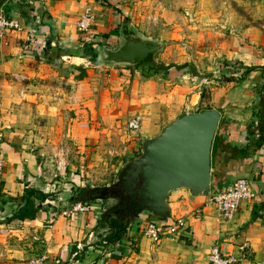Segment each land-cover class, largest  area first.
<instances>
[{"label": "crops", "instance_id": "crops-1", "mask_svg": "<svg viewBox=\"0 0 264 264\" xmlns=\"http://www.w3.org/2000/svg\"><path fill=\"white\" fill-rule=\"evenodd\" d=\"M0 7L22 26L20 31L0 35L4 159L0 264H28L39 256L44 257L42 264H208L213 246L234 257V264H264V141L255 145L264 92L252 90L256 83L250 82L249 73L217 81L212 72L202 76L197 63L175 66L148 60L134 66H110L94 62L92 49L118 44L120 28L128 23L124 16L131 20L129 25L141 30L119 0H0ZM86 8L93 15L92 27L80 32L77 21ZM248 42L223 37L219 52L232 63L264 65L263 57H257ZM85 44L92 47L86 55ZM212 108L221 118L211 146V191L244 176L250 179L254 196L240 203L231 220H222L206 196H191L184 189L171 192L169 218L184 216L187 226L159 241L141 235V224L149 218L146 214L115 243H106L102 235L106 228L97 226L103 202H90L86 212L64 214L73 190L89 182L82 180L72 191L61 190L64 183L51 178L44 161L33 153L46 122L64 125L65 135L87 149L95 144L93 149H99L111 135L118 136L123 141L120 146L104 147L120 155L139 152L142 137L156 134L179 114ZM135 115L140 116V128L131 133L127 122ZM60 169L62 182L79 176ZM27 187L44 194L55 192L41 204L37 201L33 219H11L23 205L20 197ZM196 211L198 217L191 215Z\"/></svg>", "mask_w": 264, "mask_h": 264}, {"label": "rangeland", "instance_id": "rangeland-1", "mask_svg": "<svg viewBox=\"0 0 264 264\" xmlns=\"http://www.w3.org/2000/svg\"><path fill=\"white\" fill-rule=\"evenodd\" d=\"M119 2L130 9L133 22H139V31L143 35L160 38L165 42L163 50L153 54L150 60H157L159 63L164 61L175 66L176 63H197L202 68V76L212 72V75L217 76V81H222L221 78L240 79L245 73H249L250 82L256 83L252 90L256 93L264 92V65L245 66L240 61L232 63L219 52L220 40L232 35L249 41L248 44L254 48L256 56L264 59V0ZM130 21L129 19L128 23ZM39 129L35 130L40 132ZM42 129L39 134L42 141L35 143L33 153L37 160L44 161L46 170L52 174L51 178L60 181L59 184L64 183V186H60L61 190L64 188L72 191V187L79 186L82 180L93 185L109 184L123 163L139 153L132 151L115 155L104 147L120 146L123 141L118 136L111 135L99 149H93L96 144L87 149L88 146L79 147L73 138L65 135L64 125L46 122ZM127 135L128 138L132 137L128 131ZM59 169L62 173L76 172L79 176L75 180L65 177L68 179L62 182L58 175ZM48 182L52 184L54 181ZM59 184L56 182V185ZM76 190L77 188L73 192ZM52 192L55 191L47 193L48 199L53 197Z\"/></svg>", "mask_w": 264, "mask_h": 264}, {"label": "water", "instance_id": "water-1", "mask_svg": "<svg viewBox=\"0 0 264 264\" xmlns=\"http://www.w3.org/2000/svg\"><path fill=\"white\" fill-rule=\"evenodd\" d=\"M164 45L162 39L143 35L124 23L118 44L98 46L92 49L90 58L103 65L134 66L148 55L161 52ZM220 118V112L212 108L184 112L167 121L156 134L142 137L139 153L123 163L111 183L88 184L91 191L101 190V194L87 201L76 200L73 192L65 201V210L78 201L113 200L122 206L123 198L130 197L129 207L133 211L126 227L129 229L141 214L156 220L168 219L171 192L184 189L191 196H208L211 146ZM107 190L110 195L105 196Z\"/></svg>", "mask_w": 264, "mask_h": 264}, {"label": "built area", "instance_id": "built-area-1", "mask_svg": "<svg viewBox=\"0 0 264 264\" xmlns=\"http://www.w3.org/2000/svg\"><path fill=\"white\" fill-rule=\"evenodd\" d=\"M93 15L89 8H86L81 17L77 21V30L80 32H88L92 27ZM14 29L20 31L22 26L16 19L6 15L4 9L0 7V35L7 30ZM51 46H56L54 41L50 42ZM128 130L136 132L140 128V116L135 115L127 122ZM259 137V131L255 132ZM3 133L0 130V147L2 144ZM4 159L0 148V182L3 176ZM254 194L251 190L250 179L248 177H236L231 183L222 189L211 191L207 198V203L214 206L218 216L222 220H231L238 210L240 203L244 200L253 198ZM90 209V203L78 201L75 202L70 210H64L66 215H76L80 212H86ZM191 215L198 217L199 212H192ZM187 226V220L184 216L176 218H168L156 220L147 218L141 224V235L152 241H159L162 237L174 236L184 231ZM44 257L31 258L28 264H42ZM236 259L229 254H225L218 246H213L208 253V264H234Z\"/></svg>", "mask_w": 264, "mask_h": 264}, {"label": "trees", "instance_id": "trees-1", "mask_svg": "<svg viewBox=\"0 0 264 264\" xmlns=\"http://www.w3.org/2000/svg\"><path fill=\"white\" fill-rule=\"evenodd\" d=\"M124 19H125V21H128L127 16H124ZM91 48H92L91 44H85L84 49H83L84 55H86L87 52H90ZM152 56H153V54L148 55L139 64L150 60ZM258 126H259V137L255 140L256 147L261 145L264 141V113L260 116V121L258 123ZM46 196H47V194H44L41 191H38L33 187L25 188L23 195L20 197V200L23 202V205H21L18 208V210L12 215L11 219H18V220L33 219L35 217L38 209H39V206L37 205V201H39L38 204H41L44 201V198ZM75 199L80 200V198H75ZM91 199H93V198H90L89 200H91ZM89 200H87V201H89ZM130 201H131L130 197L123 198V205L122 206L118 205L119 209L121 208L123 211L129 210ZM103 220H106V218L104 217L99 222H102ZM107 223L109 224L110 227H113L117 231H120V228H123V226H124L120 220H117L114 218H109V222L107 221Z\"/></svg>", "mask_w": 264, "mask_h": 264}, {"label": "flooded vegetation", "instance_id": "flooded-vegetation-1", "mask_svg": "<svg viewBox=\"0 0 264 264\" xmlns=\"http://www.w3.org/2000/svg\"><path fill=\"white\" fill-rule=\"evenodd\" d=\"M74 193H75V198L89 200L90 198H94L95 196L101 194V190L91 191L89 185H84L82 187H78ZM104 195L105 196L110 195V192L107 190L105 191ZM103 203L105 206L104 207L105 210L102 213L100 220L103 219L104 217L106 218V220H103L102 222H98L97 226L102 229L106 228V230L102 231V235H104V239L106 243H115L117 241L120 242L122 241L125 235L126 227L129 222V217L133 210L129 208V210L123 211L121 208L119 209V206L116 205V201L113 200L103 201ZM109 218L120 220L124 225L123 228H120V231H117L113 227H110L109 224L107 223V221L109 222Z\"/></svg>", "mask_w": 264, "mask_h": 264}]
</instances>
